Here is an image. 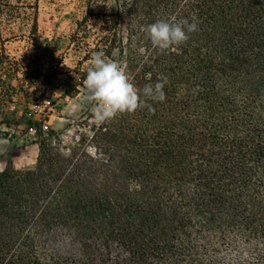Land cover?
Returning <instances> with one entry per match:
<instances>
[{"label": "trees", "instance_id": "16d2710c", "mask_svg": "<svg viewBox=\"0 0 264 264\" xmlns=\"http://www.w3.org/2000/svg\"><path fill=\"white\" fill-rule=\"evenodd\" d=\"M80 2L64 93L77 95L103 51L138 89L166 77V99L95 121L66 149L36 127L33 168L0 171V264H239L220 245L264 264V0ZM37 5L0 0V38L19 24L36 43ZM192 17L199 30L175 50L143 31ZM39 77L1 47L0 107L53 87ZM59 239L70 254L55 252Z\"/></svg>", "mask_w": 264, "mask_h": 264}, {"label": "rangeland", "instance_id": "374dc122", "mask_svg": "<svg viewBox=\"0 0 264 264\" xmlns=\"http://www.w3.org/2000/svg\"><path fill=\"white\" fill-rule=\"evenodd\" d=\"M83 10L80 0H38L36 43L28 38V27L19 24L10 28L2 26L0 49L2 47L5 54L24 64L33 61L39 82L48 75L53 87L36 90L31 87V96L26 98L18 94L11 104L0 107V171L8 166L15 170L33 168L37 154L36 127L53 132L63 149L89 136L95 120L91 117L93 105L84 99L83 83L78 86L76 96L64 93V74L78 60V55L69 47L68 38ZM77 103L79 110H70L69 106ZM218 249L225 262L245 264L247 260L245 257L237 259L229 246L220 245ZM54 250L60 255H68L72 248L59 239Z\"/></svg>", "mask_w": 264, "mask_h": 264}, {"label": "clouds", "instance_id": "9594fccd", "mask_svg": "<svg viewBox=\"0 0 264 264\" xmlns=\"http://www.w3.org/2000/svg\"><path fill=\"white\" fill-rule=\"evenodd\" d=\"M198 30L196 17H192L191 22L188 19H158L143 29L153 48L161 52L175 50V47L188 41L191 33ZM166 83L167 78L163 77L154 85L147 84L142 90L138 89L122 62L108 58L103 51H96L89 60L83 80V87L86 89L84 99L93 105V119L104 124L121 114H132L144 107L151 109L146 99L163 102L166 99L163 91ZM69 107L72 111H78L80 104ZM86 150L92 155L97 152L95 145L88 146Z\"/></svg>", "mask_w": 264, "mask_h": 264}]
</instances>
